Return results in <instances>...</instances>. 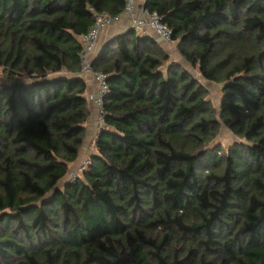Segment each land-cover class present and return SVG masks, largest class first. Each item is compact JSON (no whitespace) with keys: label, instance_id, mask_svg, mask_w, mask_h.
Wrapping results in <instances>:
<instances>
[{"label":"trees","instance_id":"obj_1","mask_svg":"<svg viewBox=\"0 0 264 264\" xmlns=\"http://www.w3.org/2000/svg\"><path fill=\"white\" fill-rule=\"evenodd\" d=\"M209 90L131 27L107 75L96 152L81 36L125 0H0V264H264V0H146ZM225 124L241 141L211 144ZM64 182V183H62Z\"/></svg>","mask_w":264,"mask_h":264},{"label":"built area","instance_id":"obj_2","mask_svg":"<svg viewBox=\"0 0 264 264\" xmlns=\"http://www.w3.org/2000/svg\"><path fill=\"white\" fill-rule=\"evenodd\" d=\"M94 12L96 16L95 23L87 33L81 36L82 50L80 73L84 78L88 75L92 76L98 86L95 94L89 95V98L95 108L94 118L99 131L104 126L106 111L103 105V99L108 91V84L107 75L104 72L94 70L92 62L95 58V51L102 31L106 27L116 24L125 17L130 21L131 27L135 28L140 33H149L160 38L162 44H171L174 42V39L172 29L163 21L162 16L156 11H150L144 6V4H140L137 0H125L124 10L118 15ZM89 162L90 159L85 160L80 167L73 172L71 177L72 181L81 177L80 173L83 174L88 167Z\"/></svg>","mask_w":264,"mask_h":264},{"label":"rangeland","instance_id":"obj_3","mask_svg":"<svg viewBox=\"0 0 264 264\" xmlns=\"http://www.w3.org/2000/svg\"><path fill=\"white\" fill-rule=\"evenodd\" d=\"M163 48L170 55L169 62L176 61L182 66L186 67L188 70H190V72L193 75H195L202 83H204L207 86L209 90L208 99H210L214 104V106L218 109L223 95L224 84L205 80L201 75V73L199 72L198 66L197 67L193 66L180 53V50L177 46V41H174L171 44H163ZM6 81H8L7 77L3 69L0 67V83H4ZM94 117H95L94 114L92 116L90 115L89 117V120L87 122V124L89 125L88 126L89 129L87 131V135L81 149L82 153L80 155V158H78L74 163L70 164V169L67 176L64 179V182H66L67 180L70 181L72 179L71 177L73 172L76 171L85 160L90 159L92 155L91 151L95 148L94 144L98 132ZM239 141H241L240 138L236 134H234V132H232L225 124L222 123L220 133L217 136L216 140L211 145L214 146L218 144L221 145L223 149H225L228 148L230 145L235 144V142H239ZM80 175L82 176V173H80Z\"/></svg>","mask_w":264,"mask_h":264},{"label":"crops","instance_id":"obj_4","mask_svg":"<svg viewBox=\"0 0 264 264\" xmlns=\"http://www.w3.org/2000/svg\"><path fill=\"white\" fill-rule=\"evenodd\" d=\"M140 4H144L146 0H137ZM131 28V24H130V21L123 17L119 22H117L116 24H113L112 26H109V27H106L101 35H100V38H99V43H98V46L96 48V51H95V57L98 56V54L100 53L101 49L104 47V45L112 38L114 37L115 35L119 34V33H122L124 31H126L127 29ZM85 80H86V83H87V94L88 96L91 95V94H95V92L97 91L98 89V86H97V83L93 80L92 76H87L85 77ZM90 100V99H89ZM90 104V107H91V116L94 114V111H95V108L93 106V103L92 101L90 100L89 102ZM88 124H87V129L88 128ZM95 146V144H94ZM96 152V149L94 148L92 151H91V154L95 153ZM82 153V152H81ZM81 155V154H80ZM80 155L78 158H80Z\"/></svg>","mask_w":264,"mask_h":264},{"label":"water","instance_id":"obj_5","mask_svg":"<svg viewBox=\"0 0 264 264\" xmlns=\"http://www.w3.org/2000/svg\"><path fill=\"white\" fill-rule=\"evenodd\" d=\"M159 40H161V39L159 38Z\"/></svg>","mask_w":264,"mask_h":264}]
</instances>
